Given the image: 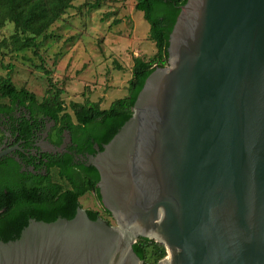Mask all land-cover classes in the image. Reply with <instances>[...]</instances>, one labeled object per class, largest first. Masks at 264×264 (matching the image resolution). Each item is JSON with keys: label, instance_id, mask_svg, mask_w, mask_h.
Listing matches in <instances>:
<instances>
[{"label": "water", "instance_id": "1", "mask_svg": "<svg viewBox=\"0 0 264 264\" xmlns=\"http://www.w3.org/2000/svg\"><path fill=\"white\" fill-rule=\"evenodd\" d=\"M167 54L81 161L114 225L30 219L0 264H144L139 237L165 247L156 264H264V0H186Z\"/></svg>", "mask_w": 264, "mask_h": 264}, {"label": "trees", "instance_id": "2", "mask_svg": "<svg viewBox=\"0 0 264 264\" xmlns=\"http://www.w3.org/2000/svg\"><path fill=\"white\" fill-rule=\"evenodd\" d=\"M75 0H0V28L13 26L8 40L1 44L11 53L29 50L33 56L43 41L53 36L50 28L60 21L73 7ZM186 0H135L133 9L141 12L147 22L148 39L153 42L155 52L143 59H132L131 74L127 81L126 95L101 109L100 103L86 100L84 103H70L67 111L62 95L63 89L50 79V72L40 64L47 79V88L39 100L25 87H16L9 75L0 76V114L11 118L14 106L22 107L30 114L22 117L20 135L25 136L30 126L39 117H48L54 122L55 144L59 134L66 130L70 134V146L62 155L47 156L45 175L32 172L19 173L14 159L6 164L15 166V175L7 176L5 162L0 161V241L8 242L19 237L30 219L45 223L57 218L71 220L78 207L79 199L90 192L100 202L97 183L98 171L84 162H73V155H94L95 146L101 151L123 124L131 117L132 107L146 78L167 63L168 38ZM99 2L91 8H98ZM118 23L113 20L112 24ZM1 119V118H0ZM10 120V119H9ZM32 125V126H33ZM38 167H35V171ZM104 213H110L103 209ZM92 221L100 215L98 211L87 210ZM132 250L144 264H156L166 256L165 247L153 240L139 237Z\"/></svg>", "mask_w": 264, "mask_h": 264}, {"label": "rangeland", "instance_id": "3", "mask_svg": "<svg viewBox=\"0 0 264 264\" xmlns=\"http://www.w3.org/2000/svg\"><path fill=\"white\" fill-rule=\"evenodd\" d=\"M98 8H91L96 2ZM135 0H75L64 17L49 30L52 38L43 41L38 55L29 50L11 53L2 46L13 26L0 28V76L9 75L13 84L25 87L40 100L47 79L39 65L50 72V79L63 89L67 111L70 103L99 102L105 109L126 95L132 59L150 58L154 44L148 39L149 26L142 13L133 9ZM116 20L118 23L112 24ZM82 210L98 211L114 225L93 193L79 199Z\"/></svg>", "mask_w": 264, "mask_h": 264}, {"label": "flooded vegetation", "instance_id": "4", "mask_svg": "<svg viewBox=\"0 0 264 264\" xmlns=\"http://www.w3.org/2000/svg\"><path fill=\"white\" fill-rule=\"evenodd\" d=\"M24 116L29 118L30 114L26 109L17 105L14 106L11 112V118L0 114V151L8 150V153L2 156L0 161L5 162L6 159H14L16 166L19 167V173L32 172L45 175L48 163L47 156L62 155L66 152V148L70 146V134L68 131L63 130L59 134L58 144H55L57 139L53 130L54 122L49 120L48 117H39L34 125L32 123L29 124L28 133L25 136H21L19 123ZM69 154L73 155V162L75 163L82 161L85 157L74 153ZM4 164L7 176L9 177L12 173L15 175V166H8L6 162ZM35 167H38L36 171L34 170ZM98 218H101L107 224H111L104 215Z\"/></svg>", "mask_w": 264, "mask_h": 264}]
</instances>
